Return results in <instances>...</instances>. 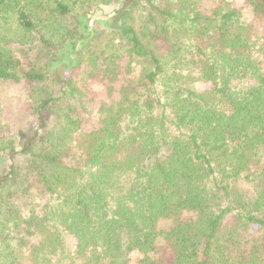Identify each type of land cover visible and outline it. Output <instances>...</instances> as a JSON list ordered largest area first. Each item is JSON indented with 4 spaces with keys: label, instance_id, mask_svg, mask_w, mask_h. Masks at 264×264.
I'll return each instance as SVG.
<instances>
[{
    "label": "trees",
    "instance_id": "1",
    "mask_svg": "<svg viewBox=\"0 0 264 264\" xmlns=\"http://www.w3.org/2000/svg\"><path fill=\"white\" fill-rule=\"evenodd\" d=\"M8 83L0 264H264V0H0Z\"/></svg>",
    "mask_w": 264,
    "mask_h": 264
},
{
    "label": "rangeland",
    "instance_id": "2",
    "mask_svg": "<svg viewBox=\"0 0 264 264\" xmlns=\"http://www.w3.org/2000/svg\"><path fill=\"white\" fill-rule=\"evenodd\" d=\"M231 1L236 6H242L243 4V0ZM115 5L114 2L111 4H104L101 9L96 12L95 18L92 19V25L96 26L98 29L108 28L110 24L107 22V19L115 10ZM76 72L81 74V69L78 68ZM88 83L87 89L89 88V92L94 91L97 101L103 99L105 95L103 85L94 80ZM78 84L84 85V80L80 79ZM82 88L84 89V86ZM88 93H86L87 95L84 97L87 106H89ZM28 100L29 95L24 86L9 83L0 84V110L3 112L4 121L9 122L14 130L21 126V120L24 119L23 114L27 113L26 109L29 107Z\"/></svg>",
    "mask_w": 264,
    "mask_h": 264
}]
</instances>
